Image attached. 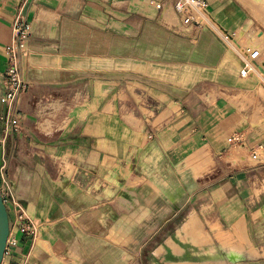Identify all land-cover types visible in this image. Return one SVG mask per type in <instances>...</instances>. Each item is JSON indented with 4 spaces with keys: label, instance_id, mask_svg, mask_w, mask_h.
Segmentation results:
<instances>
[{
    "label": "crops",
    "instance_id": "1",
    "mask_svg": "<svg viewBox=\"0 0 264 264\" xmlns=\"http://www.w3.org/2000/svg\"><path fill=\"white\" fill-rule=\"evenodd\" d=\"M207 2L211 23L197 29L151 0H0V118L20 124L0 120L17 241L6 263L264 264V48L241 77L226 37L240 46L250 15ZM20 22L33 32L29 86L9 107Z\"/></svg>",
    "mask_w": 264,
    "mask_h": 264
},
{
    "label": "built area",
    "instance_id": "2",
    "mask_svg": "<svg viewBox=\"0 0 264 264\" xmlns=\"http://www.w3.org/2000/svg\"><path fill=\"white\" fill-rule=\"evenodd\" d=\"M167 3H170L173 11L181 19L185 26H193L197 29L210 25V20L207 15L208 2L207 0H151V4L159 11L163 10ZM16 41L8 46L6 49L8 67L4 74V88L5 94L2 97V102L11 107L18 97L28 89V82L23 79L22 75V61L29 57L31 51L28 43L33 37V32L30 24L20 22L15 27ZM241 55L243 68L241 77L246 78L257 69L250 58L251 50L248 49L246 53L238 51ZM0 120L6 124L11 131L17 132L20 124L15 120L11 113H6ZM237 138L234 137V140ZM256 157V155H254ZM4 202L7 206L9 199V192L0 190ZM17 227L18 230L26 236L35 237L38 233L39 224L27 219L23 214L18 213ZM17 245L16 239L10 236L5 249V256L12 254ZM5 258V257H4ZM2 264L6 263L3 260Z\"/></svg>",
    "mask_w": 264,
    "mask_h": 264
},
{
    "label": "rangeland",
    "instance_id": "3",
    "mask_svg": "<svg viewBox=\"0 0 264 264\" xmlns=\"http://www.w3.org/2000/svg\"><path fill=\"white\" fill-rule=\"evenodd\" d=\"M242 7H244L250 15L251 22L249 27L240 33V46L233 43V40L227 38L229 45L234 47L238 51L246 53L248 49L251 50L250 58L252 59L255 67L259 61V56L262 54L264 48V0H237ZM247 31V34H245ZM242 38V39H241ZM257 71H259L257 68ZM188 255L194 251V247L187 246ZM196 253L192 254L195 256ZM187 260V259H186ZM189 262V260L187 261Z\"/></svg>",
    "mask_w": 264,
    "mask_h": 264
},
{
    "label": "water",
    "instance_id": "4",
    "mask_svg": "<svg viewBox=\"0 0 264 264\" xmlns=\"http://www.w3.org/2000/svg\"><path fill=\"white\" fill-rule=\"evenodd\" d=\"M10 218L7 206L0 194V264L5 257V249L10 236Z\"/></svg>",
    "mask_w": 264,
    "mask_h": 264
},
{
    "label": "bare ground",
    "instance_id": "5",
    "mask_svg": "<svg viewBox=\"0 0 264 264\" xmlns=\"http://www.w3.org/2000/svg\"><path fill=\"white\" fill-rule=\"evenodd\" d=\"M236 161V160H235ZM232 162H234V161H232ZM198 175V174H197ZM202 175V174H201ZM198 177V176H197ZM191 218V217H190ZM191 221L187 224V226L185 227V230H187V234L190 236H194V233H195V231L197 230V229H199L198 227H197V225H198V219H196L195 218V216L192 218V219H190ZM200 220V219H199ZM201 222V221H200ZM201 224V223H200ZM200 229H202V228H200ZM204 229V228H203ZM190 231L192 232V233H190ZM200 231V230H199ZM204 231V230H203ZM199 233V232H198ZM205 233V232H204ZM180 234H181V232H180ZM196 235H197V233H196ZM200 235V234H199ZM202 236V235H201ZM183 237V236H182ZM203 238H204V236H203ZM182 239V238H181ZM206 239V238H205ZM169 242H171V241H169ZM171 246H172V244H171ZM178 251H179V249H177ZM163 251V249H160L159 251H158V253L157 254H159L160 252H162Z\"/></svg>",
    "mask_w": 264,
    "mask_h": 264
}]
</instances>
